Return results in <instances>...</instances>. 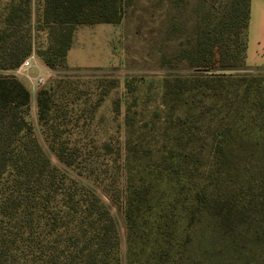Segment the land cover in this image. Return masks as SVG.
I'll use <instances>...</instances> for the list:
<instances>
[{
	"label": "rangeland",
	"instance_id": "rangeland-1",
	"mask_svg": "<svg viewBox=\"0 0 264 264\" xmlns=\"http://www.w3.org/2000/svg\"><path fill=\"white\" fill-rule=\"evenodd\" d=\"M228 1L131 0L118 23L77 25L72 39L97 64L89 67L45 65L36 50L47 45V30L36 23L42 31L29 74L45 75L38 89L66 81L55 90L62 105L56 143L71 155L67 167L38 122V89L14 68L0 70L27 86L25 118L50 163L82 181L90 174L115 221L120 264H264V92L254 98L253 83L254 101H242L241 91V103L195 121L162 101L164 77L218 72L176 55L193 44L200 9L219 12ZM229 71L260 76L264 87V71ZM135 188L146 192L142 208L128 202ZM163 216L173 222L162 227ZM0 220L7 240L0 264H43L42 244L31 242L28 228Z\"/></svg>",
	"mask_w": 264,
	"mask_h": 264
},
{
	"label": "trees",
	"instance_id": "trees-1",
	"mask_svg": "<svg viewBox=\"0 0 264 264\" xmlns=\"http://www.w3.org/2000/svg\"><path fill=\"white\" fill-rule=\"evenodd\" d=\"M130 1L43 0L37 28L47 30V45L37 49V55L50 68L66 65L75 27L118 23ZM248 13L249 0H229L219 12L200 9L193 44L176 56L194 69L218 72L167 76L162 83L163 103H171L173 110L183 106L185 121L241 103L236 101L241 91L242 101H254L248 97L253 83L254 98L264 92L262 77L229 71L245 68ZM32 27L30 0H8L0 11V70L15 68L31 52ZM55 83L59 89L66 81L60 78ZM55 86L37 90V118L50 138V150L67 167L72 164L71 155L56 143L60 132L57 111L62 105ZM29 98V90L17 77L0 74V217L12 220V229L28 228L31 242L42 244L43 264H120L116 224L108 205L91 186L90 174L82 181L50 163L25 118ZM191 108L199 110L189 114ZM135 189L134 199L128 202L135 200V206L142 208L146 192ZM130 212H125L128 220ZM167 219L163 216L162 227L173 222ZM4 241L0 234V243Z\"/></svg>",
	"mask_w": 264,
	"mask_h": 264
},
{
	"label": "crops",
	"instance_id": "crops-1",
	"mask_svg": "<svg viewBox=\"0 0 264 264\" xmlns=\"http://www.w3.org/2000/svg\"><path fill=\"white\" fill-rule=\"evenodd\" d=\"M7 1L8 0H0V11ZM42 7L43 0H30V21L34 25L31 29V52H34L36 49L34 45L36 33L42 31L36 29V23L38 19L41 18ZM71 49L73 50L72 53ZM65 64L68 67H89L97 65L94 60L87 55L84 47L80 46L75 41L73 42V39L66 53ZM244 66L246 70L249 71H264V0H249ZM28 73H30V69Z\"/></svg>",
	"mask_w": 264,
	"mask_h": 264
},
{
	"label": "built area",
	"instance_id": "built-area-1",
	"mask_svg": "<svg viewBox=\"0 0 264 264\" xmlns=\"http://www.w3.org/2000/svg\"><path fill=\"white\" fill-rule=\"evenodd\" d=\"M36 65V55L34 52H30L25 56L20 64L13 69V72L18 75H22L29 81L31 91L38 89L45 81L44 74H38L37 76L32 77L28 70Z\"/></svg>",
	"mask_w": 264,
	"mask_h": 264
}]
</instances>
